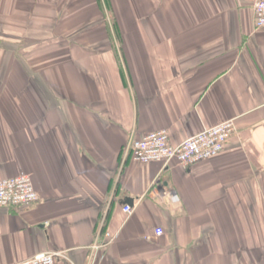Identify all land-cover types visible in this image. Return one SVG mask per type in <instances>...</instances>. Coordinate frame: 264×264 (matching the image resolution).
<instances>
[{"label":"crops","instance_id":"obj_1","mask_svg":"<svg viewBox=\"0 0 264 264\" xmlns=\"http://www.w3.org/2000/svg\"><path fill=\"white\" fill-rule=\"evenodd\" d=\"M256 1L0 0V180L40 196L0 208V264H264ZM229 120L222 154L188 169L127 151Z\"/></svg>","mask_w":264,"mask_h":264},{"label":"built area","instance_id":"obj_2","mask_svg":"<svg viewBox=\"0 0 264 264\" xmlns=\"http://www.w3.org/2000/svg\"><path fill=\"white\" fill-rule=\"evenodd\" d=\"M254 15L256 29L264 28V0L255 2ZM234 129V122L229 120L189 137L177 145L171 143L168 130H161L141 139L131 140L127 151L136 163H162L165 166L177 164L188 169L199 162L220 156ZM39 200L40 196L30 176L19 175L0 180V208L35 204ZM125 212L132 214L133 208L127 206ZM163 234V229L155 230L157 238ZM94 248L99 250L98 246ZM62 256H64L62 252H45L18 264H57V260Z\"/></svg>","mask_w":264,"mask_h":264}]
</instances>
